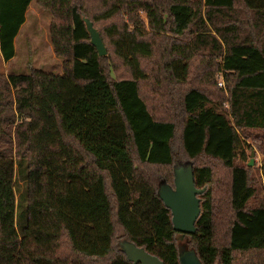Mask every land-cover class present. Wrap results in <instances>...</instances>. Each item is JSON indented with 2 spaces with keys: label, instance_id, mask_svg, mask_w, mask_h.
I'll return each instance as SVG.
<instances>
[{
  "label": "trees",
  "instance_id": "obj_1",
  "mask_svg": "<svg viewBox=\"0 0 264 264\" xmlns=\"http://www.w3.org/2000/svg\"><path fill=\"white\" fill-rule=\"evenodd\" d=\"M32 2L62 74H0V264H134L123 242L180 264L157 191L185 163L204 189L189 248L264 264V0H0L5 62ZM33 160L63 161L65 182L54 248L29 258L30 211L55 214L27 181Z\"/></svg>",
  "mask_w": 264,
  "mask_h": 264
},
{
  "label": "rangeland",
  "instance_id": "obj_2",
  "mask_svg": "<svg viewBox=\"0 0 264 264\" xmlns=\"http://www.w3.org/2000/svg\"><path fill=\"white\" fill-rule=\"evenodd\" d=\"M49 24L50 16L35 8L32 2L25 14V22L15 37L13 58L5 62L0 53V74L5 76L27 74L30 69L62 74V60L53 54L49 41ZM219 82H222V79L217 76V86ZM246 144L251 145L249 141ZM246 152L251 156L250 160H253L252 167L258 168L262 160L259 151L247 148ZM186 164L188 163L177 165ZM29 169L30 177L27 181L34 196L43 203L49 204L55 211L53 214L49 209L36 207L29 213L28 228L20 239L18 254L20 257L32 258L54 248V236L58 231L57 217L60 218L62 215L65 166L61 160H33ZM257 170H255L256 175H258ZM261 196L264 197L263 192ZM177 239V248L186 245L187 249H191L184 238L179 241L178 236Z\"/></svg>",
  "mask_w": 264,
  "mask_h": 264
},
{
  "label": "water",
  "instance_id": "obj_3",
  "mask_svg": "<svg viewBox=\"0 0 264 264\" xmlns=\"http://www.w3.org/2000/svg\"><path fill=\"white\" fill-rule=\"evenodd\" d=\"M86 30L90 36V43L96 49L98 56H105L106 50L99 33L92 26V23L83 18ZM253 166V160L248 163ZM204 189H197L194 185L192 165H176L173 168V186L161 182L158 187V196L164 206L170 210L172 216V227L174 232L180 234L179 241L185 235L195 233V222L200 214L198 196ZM124 244V246H123ZM123 248L127 259L134 264H163L156 257L149 255L143 249L123 242ZM178 257L180 264H202L193 248L187 249L186 245L178 247Z\"/></svg>",
  "mask_w": 264,
  "mask_h": 264
},
{
  "label": "built area",
  "instance_id": "obj_4",
  "mask_svg": "<svg viewBox=\"0 0 264 264\" xmlns=\"http://www.w3.org/2000/svg\"><path fill=\"white\" fill-rule=\"evenodd\" d=\"M218 86H219L220 88H224L223 81H222V82H219V83H218Z\"/></svg>",
  "mask_w": 264,
  "mask_h": 264
},
{
  "label": "crops",
  "instance_id": "obj_5",
  "mask_svg": "<svg viewBox=\"0 0 264 264\" xmlns=\"http://www.w3.org/2000/svg\"><path fill=\"white\" fill-rule=\"evenodd\" d=\"M121 245H122V243H121Z\"/></svg>",
  "mask_w": 264,
  "mask_h": 264
}]
</instances>
